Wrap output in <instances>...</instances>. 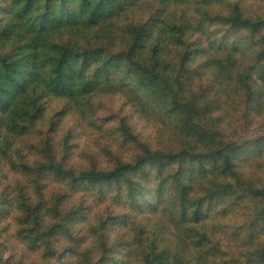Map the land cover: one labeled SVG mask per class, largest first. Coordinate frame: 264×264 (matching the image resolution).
Listing matches in <instances>:
<instances>
[{"label": "trees", "instance_id": "obj_1", "mask_svg": "<svg viewBox=\"0 0 264 264\" xmlns=\"http://www.w3.org/2000/svg\"><path fill=\"white\" fill-rule=\"evenodd\" d=\"M223 1L9 0L6 264L18 244L35 255L23 264H264V137L226 141L238 121L264 118V15ZM114 97L158 132L139 133L124 108L106 128Z\"/></svg>", "mask_w": 264, "mask_h": 264}, {"label": "rangeland", "instance_id": "obj_2", "mask_svg": "<svg viewBox=\"0 0 264 264\" xmlns=\"http://www.w3.org/2000/svg\"><path fill=\"white\" fill-rule=\"evenodd\" d=\"M230 1H234V0H225L222 2V7H226ZM9 2V0H0V4L4 5L5 7L1 9L0 11V18L3 17V15L5 14L4 12L8 10V7L6 6L7 3ZM215 4L212 3L211 7L215 8H221V6L214 1ZM253 4L255 6H258V11L261 12V14L264 15V0H253ZM246 9H248V7H251V5H245ZM227 8V7H226ZM192 13H194V15H196V10H195V5L192 4ZM196 18V17H194ZM231 38L235 39L236 35L232 34V33H228ZM227 32H223L221 34H219V36L221 35H228ZM123 99L122 98H117L114 97L112 99L107 100V108H105V110L102 112L103 116H111L112 115V119L109 120V125L106 126V128L110 129V124L114 121H117L113 115L114 110L119 111L120 109L124 108L122 110V113L127 115L129 117V122L130 124H132L134 126V128L139 132L142 133L143 135H147V136H151L152 134H155L158 132V124L156 122V119H148L145 116H142L138 113V111L136 110V108H134L131 105H124L123 104ZM60 103L58 102H53L52 105H59ZM52 107V106H51ZM76 119L72 116L67 117V119L64 120L63 122V127L66 129V127L69 126H73V127H77V122L75 121ZM256 121L254 122V124L252 125V127H247L241 120L240 122L238 121V123H236L235 127L232 128V130H230L229 134H228V138H227V142H236V143H244L246 141H254V140H258L261 137H264V126H261L262 121H264V118H256ZM111 122V123H110ZM234 129V130H233ZM79 130V127H78ZM77 130V131H78ZM236 131V132H235ZM89 133V134H88ZM86 135L81 136V138L79 139V142H82V146H84L83 144L85 143V140L87 141V139H89L91 137L90 134H94V133H99L98 131H89ZM7 238V237H6ZM5 239L0 238V241H4ZM10 245H2V243L0 242V252L2 253L4 260H7L9 257H11L12 255V250L8 247ZM27 245H19L17 247V252H15V257L14 259H11V261L7 264H23V262L25 263H30V261H32V259H34L35 255H32L27 253ZM26 253V256L23 257V253ZM54 263L58 264V260H55ZM6 264V263H5Z\"/></svg>", "mask_w": 264, "mask_h": 264}, {"label": "crops", "instance_id": "obj_3", "mask_svg": "<svg viewBox=\"0 0 264 264\" xmlns=\"http://www.w3.org/2000/svg\"><path fill=\"white\" fill-rule=\"evenodd\" d=\"M0 264H5L4 257L1 252H0Z\"/></svg>", "mask_w": 264, "mask_h": 264}]
</instances>
